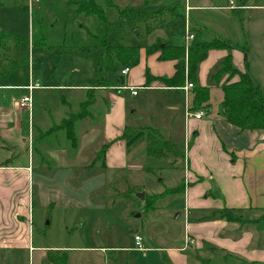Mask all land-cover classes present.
<instances>
[{
    "label": "crops",
    "instance_id": "1",
    "mask_svg": "<svg viewBox=\"0 0 264 264\" xmlns=\"http://www.w3.org/2000/svg\"><path fill=\"white\" fill-rule=\"evenodd\" d=\"M230 2L233 8H230ZM150 4H155L157 7L152 20L157 18L161 21L157 26L153 25L147 30L148 35L153 36V39L146 46L138 48L136 66L128 68L126 74H122L123 68L120 70V75L124 78L119 79L121 85L119 88L99 87L93 92V103L88 110L92 111L96 105L97 110H100L99 107L102 106L105 142L101 146L114 142L105 156L106 167L112 169L133 168L128 163L129 150L126 149L123 141L118 140L125 127L152 128L165 140L170 141L171 137L180 140L179 143L170 141L178 147L185 165L181 180L172 188L183 187V191L165 197L178 195L182 200L180 209L183 211L184 234L181 244L168 242L160 246H147L140 234L144 227L141 229L135 227L131 231L134 245V237L139 236L144 251L115 246L67 250L110 252L116 256L115 259L113 255L110 256L114 264H118V258L123 259L119 253H136L133 251L143 255L139 258L130 256V264H144L148 256L153 254H159L164 264H210L215 256L220 257L223 264H228L229 260H232L230 264H264V221H258L261 210L264 209V131H240L226 122L222 114L224 110L221 106L223 98L221 86L227 83L228 75L220 78L218 83L210 80L219 69L220 63L230 55L232 66L240 73L248 71L264 94V0H146L143 2L146 6ZM171 10L172 13L178 12L180 16H173ZM177 19L184 29L185 22H188L190 29L195 31V35L192 32L193 36L200 41L209 42L213 35H216L245 47L248 51L247 66L244 64L243 54L238 49H211L198 64L196 82L192 84L194 87L209 89L208 102L200 109L204 113L200 120L184 119L186 107L190 110L192 107V90L187 100L183 99L184 94L180 90L187 80L180 88H168L154 80L161 77L170 78L174 73L176 62L160 61L158 59L160 52L152 54L146 52L148 47L163 42L184 49L183 43L172 39V34L169 33L170 27L166 26L167 23L170 24ZM112 62L114 65L118 64L115 58ZM253 64L257 68L252 69ZM27 71V79L24 83L14 81L2 83L10 75L0 74V211L10 210L9 214L4 213L0 226H18L15 221L16 211L22 206L30 205V193L31 199L35 197L36 202L41 203V206L50 202L56 186L53 176L48 179L47 174L52 155L41 152L40 147L46 146L48 150V146L53 144V141L58 142L59 139H62L66 146L68 145L62 131L50 133L47 131L56 126L53 125L54 127L51 128V123H60L62 119L71 115L70 100L77 103L84 101L82 99L85 93H71L85 92L87 89L86 86L41 84L39 78L34 81L31 72L28 69ZM146 75H149V78H146ZM106 77L113 81L111 75ZM236 80L237 76L230 82ZM28 86L33 87L31 113L18 106L21 98L29 94L26 89ZM121 87L136 89V95H132L130 90H122ZM124 91L127 95L122 93ZM3 92H21V94L15 97L11 93L2 94ZM37 92L50 97L49 99L54 102L58 98L59 105L61 104L63 109L68 108V111H60L58 116L52 112L55 120L49 123L46 113L40 109V117L37 119L34 115L38 105L35 103ZM136 98H139V101L135 102ZM51 106L54 109L53 103ZM140 111L145 114L142 120L138 118ZM182 112L183 116L179 117V113L182 115ZM93 119L92 112V116L87 119L76 121L75 136L78 147L80 141H84L87 133L91 131L93 126L89 121ZM79 127L80 132H78ZM80 135H83L81 139ZM61 145L63 144L60 143ZM94 145L98 146V143ZM24 146H27L25 154L22 152ZM61 148L66 149L64 146ZM96 151L91 152L93 157ZM73 152L75 155L77 149ZM168 155L172 156L170 153ZM180 157L173 156L174 165ZM37 169L42 171L40 175L37 174ZM66 173L67 179H70L71 170ZM62 177L64 178L65 174ZM87 182L82 181L81 189L88 187H90L88 190L100 189V186L93 184L86 186ZM67 198L70 197L67 195ZM18 220L22 219L18 217ZM7 234L13 235L8 231L0 232V243L7 242L13 237ZM185 240H189L190 244L185 246ZM1 247L3 246L0 244ZM22 247L28 249V252H34L27 235H24Z\"/></svg>",
    "mask_w": 264,
    "mask_h": 264
},
{
    "label": "rangeland",
    "instance_id": "2",
    "mask_svg": "<svg viewBox=\"0 0 264 264\" xmlns=\"http://www.w3.org/2000/svg\"><path fill=\"white\" fill-rule=\"evenodd\" d=\"M81 1H92L101 8L102 13L87 16L77 12V3ZM144 1L146 0H38L33 4L30 14L24 8L27 0H23L22 5L1 6L0 30L8 38L5 39L0 34V74L10 75L2 83H24L28 69L34 81L39 78V83L45 85L87 88L94 85L105 46L120 44L140 48L153 39L147 30L161 21L157 18L152 20L157 11L156 5L146 6L143 5ZM166 26L170 27L172 39L185 46L186 33L179 19L167 23ZM115 68L116 72L107 75H111L113 81L124 78L120 75L122 67L117 64ZM251 68L257 66L253 64ZM5 93H11L15 97L21 94H2ZM73 93L85 92L71 94ZM122 93L127 95L126 91ZM49 98L39 92L35 94V103L38 105L34 115L38 119L42 109L50 123L55 120L52 112L58 116L60 111H68V108L63 109L58 98L55 102ZM85 99L86 94L82 100ZM134 101H139V98ZM80 103L70 100L71 115L78 113ZM99 108L100 110H97V105L92 111L87 108L89 116H92V112L94 115V119L89 121L93 127L87 133L86 139L80 141L79 147L77 145L75 155L62 139L53 141L48 150L46 146L40 147L41 152L52 155L47 170L48 179L53 176V182L56 184L52 198L47 205L41 206L35 197L31 199L30 193V205L20 207L16 211L17 214H14L18 226H0V232L8 231L13 234H7L13 237L0 243L3 246L0 248V264H51L47 258L48 253L66 254V264H114L110 256L113 255L114 259L116 256L110 252L67 249L94 246L134 249L136 247L131 231L135 227H144L140 234L147 246H160L168 242L181 244L184 221L183 211L180 209L182 200L179 196L158 199L153 210H147L146 201L154 194H161L165 189L178 184L185 167L183 157H180L175 165L172 161L173 155L167 154L159 159L147 157L145 143L139 141L129 149L128 163L133 166L132 169L117 170L108 166L102 170L86 168L93 159L91 152L98 151L105 142L103 109L102 106ZM139 113L141 114L138 118L142 120L145 114L142 111ZM178 116H183V112ZM24 118L26 119V116ZM56 124L59 123L53 122L50 127ZM83 135H80V139ZM171 138L173 143L180 142L177 138ZM60 143L66 149L63 150ZM94 143H98V146ZM181 148L183 149V146ZM26 149L27 146L22 149L24 154ZM147 168L151 169L147 171ZM68 170H71L70 179L66 177ZM41 173L42 171L37 169V174ZM97 175L98 177H95ZM84 180L88 181L86 186L93 184L100 186V189H81ZM138 194H143L144 198L136 197ZM67 195L70 198H67ZM9 211H0L1 221L4 213L9 214ZM178 214L180 215L177 217ZM137 215L140 217L135 218ZM18 217L22 220H18ZM7 218L9 220V217ZM24 235H27L34 252H28V249L22 247ZM133 252L136 253H119L123 259L118 258V264H130V256L139 258L143 255L137 251ZM231 262L232 260H229L228 264ZM221 263V258L217 256L210 262ZM144 264L164 263L159 254H153L148 256Z\"/></svg>",
    "mask_w": 264,
    "mask_h": 264
},
{
    "label": "trees",
    "instance_id": "3",
    "mask_svg": "<svg viewBox=\"0 0 264 264\" xmlns=\"http://www.w3.org/2000/svg\"><path fill=\"white\" fill-rule=\"evenodd\" d=\"M23 4V0H0L1 6H16ZM26 9V5L24 6ZM77 12L84 13L87 16L97 15L102 13L99 6L91 2L81 1L77 3ZM175 9V8H174ZM172 8V10H174ZM171 14L180 16V14ZM191 30V29H190ZM0 34L6 39L8 36L2 33ZM194 33L195 31L191 30ZM163 44V47H161ZM105 46V45H104ZM101 49L104 48L101 47ZM211 49H225L233 50L238 49L244 57V64L247 66V48L238 46L223 39L219 36L213 35L212 40L209 42L200 41L197 37H194L187 54H185L183 47H175L169 42L157 43L146 49L148 54L160 52L159 60L175 61L174 73L170 78H156L165 87L168 88H180L183 86L185 80L195 84L196 71L198 64L206 57V54ZM138 51L137 47H126L120 44L115 46H105L104 55L101 59L97 71V80L94 85L85 90L86 99L79 104V111L75 115H70L68 118L61 120L59 124H56L52 130L47 132L62 131L67 141V144L71 150L77 149V139L75 136V123L78 120L87 118L89 112L87 108L93 103V92L99 87H117L119 88V79L116 81H110L107 74L116 72L113 58L123 68L128 69L138 64ZM73 54V53H72ZM105 75H103V72ZM228 75L227 83L221 86L223 98L222 109L224 110L223 116L230 125L238 128L240 131H264V94L261 91L259 84L254 80L252 75L245 71L244 73L238 72L231 63L230 55L227 56L219 65V69L210 77V80L218 83L219 79ZM237 76V80L230 82L233 77ZM149 78V75H146ZM209 99V89L205 87H194L192 90V107L191 110H200L204 108ZM123 141L127 150L131 149L139 141L145 143V153L150 158H163L166 154H172L174 157H180L178 147L163 139L160 133L152 128H130L125 127L118 138ZM113 141L106 143L100 147L94 154L91 163L86 167L88 169H105L106 152ZM183 187H176L172 189H165L163 193L149 197L146 201L147 210L155 209V202L165 196H171L182 193ZM131 195V194H129ZM235 220V219H233ZM264 221V209L261 210L258 221ZM48 261L51 264H66V254L55 255L48 253Z\"/></svg>",
    "mask_w": 264,
    "mask_h": 264
},
{
    "label": "built area",
    "instance_id": "4",
    "mask_svg": "<svg viewBox=\"0 0 264 264\" xmlns=\"http://www.w3.org/2000/svg\"><path fill=\"white\" fill-rule=\"evenodd\" d=\"M38 0H27V4H26V9L27 12L30 14L31 12V8L33 6V4L37 3ZM230 8L232 7V2H230ZM185 40H186V44L184 46V51L185 53H187L189 46H190V42L194 39V36L190 30L189 24L188 22H185ZM128 72V69H124L122 71V74H126ZM194 85L191 82H186L184 84V86L182 88H180V90L183 92L184 94V99L187 100V96L189 94V92L191 90H193ZM29 91V94L27 96H23L21 98V100L19 101V108L22 110H26L28 113H31V108H32V100H31V91L33 89V87L28 86L26 88ZM122 90H130L132 95H136V89L133 88H128V87H121ZM204 116V113L202 110L200 111H193L190 110L189 108L186 107L185 112H184V119L187 121L189 119H195V120H200L202 117ZM134 241H135V247L136 250L139 251H144V248L141 245V240L139 236H135L134 237ZM190 241L189 240H185V246L189 245Z\"/></svg>",
    "mask_w": 264,
    "mask_h": 264
},
{
    "label": "water",
    "instance_id": "5",
    "mask_svg": "<svg viewBox=\"0 0 264 264\" xmlns=\"http://www.w3.org/2000/svg\"><path fill=\"white\" fill-rule=\"evenodd\" d=\"M136 197H138L140 199H143L144 198V195L143 194H138ZM137 217H138V215H137ZM177 217H178V215H177Z\"/></svg>",
    "mask_w": 264,
    "mask_h": 264
}]
</instances>
